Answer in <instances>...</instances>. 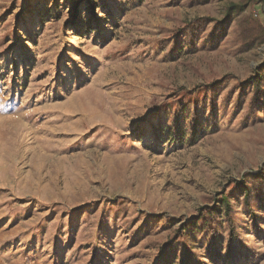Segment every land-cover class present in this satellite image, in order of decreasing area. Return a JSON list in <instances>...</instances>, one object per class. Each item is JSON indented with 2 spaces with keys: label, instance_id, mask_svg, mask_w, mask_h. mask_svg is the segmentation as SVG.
Wrapping results in <instances>:
<instances>
[{
  "label": "rangeland",
  "instance_id": "rangeland-1",
  "mask_svg": "<svg viewBox=\"0 0 264 264\" xmlns=\"http://www.w3.org/2000/svg\"><path fill=\"white\" fill-rule=\"evenodd\" d=\"M263 69L264 0H0V264H211L176 232L264 168ZM238 191L214 264H264Z\"/></svg>",
  "mask_w": 264,
  "mask_h": 264
},
{
  "label": "trees",
  "instance_id": "trees-1",
  "mask_svg": "<svg viewBox=\"0 0 264 264\" xmlns=\"http://www.w3.org/2000/svg\"><path fill=\"white\" fill-rule=\"evenodd\" d=\"M232 9V8H231ZM229 10L227 17L229 18L232 10ZM257 90V96L259 92H264V69L256 76L255 80L251 83ZM250 84V85H251ZM218 86L208 84L207 87H202L198 94L202 95L201 100L199 98L188 99V95H183L178 98V101L175 103L183 102V108L181 109V118L189 124L187 119L193 120L199 119L201 112L199 109V103L201 106H205L206 102L210 98L214 97L215 88ZM263 89V90H262ZM258 101L256 98L253 103ZM206 107L204 108V110ZM173 111V110H172ZM174 112V111H173ZM174 113H167L165 119L172 120ZM199 123V120L197 121ZM187 127V126H186ZM173 128V127H172ZM186 129H171L169 142L174 140L176 136H184L183 132H186ZM183 138V137H182ZM168 142V143H169ZM243 188L244 198L243 202L246 209H249L255 215L254 207L252 206V201L258 196H261L259 192L264 190V168L257 176L248 174L245 181L234 182L231 185L230 191L224 193L216 198V202L219 204L217 207H205L202 210L200 217L197 218L196 224L185 225L182 228H178L176 232V242H182L184 245L183 253L185 255V261L192 262L194 257L206 256L207 260L211 263H220L222 254L224 252L230 253L231 250H227L230 245H232L234 240L241 238L239 229L237 228L238 222L240 220L235 216L233 207L231 206V196H235L238 190ZM221 211V212H219ZM255 217V216H254ZM227 228V240L231 243L228 244L227 248H223L221 244V228ZM234 252V250H232ZM168 258L165 259L163 264H181L180 255L178 254H168Z\"/></svg>",
  "mask_w": 264,
  "mask_h": 264
}]
</instances>
